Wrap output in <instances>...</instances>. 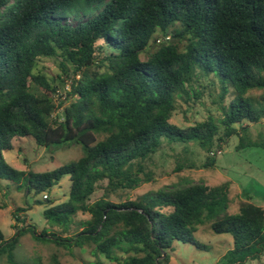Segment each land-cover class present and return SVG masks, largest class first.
<instances>
[{
	"label": "trees",
	"instance_id": "trees-1",
	"mask_svg": "<svg viewBox=\"0 0 264 264\" xmlns=\"http://www.w3.org/2000/svg\"><path fill=\"white\" fill-rule=\"evenodd\" d=\"M152 43L156 50L148 52ZM41 59L58 61L52 81L35 73ZM197 71L216 78L220 101L229 89L234 97L220 107L218 122L208 117L181 129L170 123L176 98L190 99L186 88ZM263 89L264 0H0V182L26 197L47 193L33 205L44 204L47 227L58 230L38 234L18 208L13 236L6 240L0 230V257L21 264L14 251L29 235L69 251L92 247L115 264H170L174 242L205 249L193 235L207 221L213 233L232 238L224 261L259 262L264 208L246 198L228 214L229 183H178L118 203L110 197L155 182L149 164L161 139L185 151L197 146L207 154L203 169L232 137L239 138L236 150L253 146L249 125L264 118V105L247 94ZM15 138L42 148L74 144L82 157L43 173L16 170L4 157ZM192 168L178 164L173 173ZM64 177L68 199L55 205L48 195Z\"/></svg>",
	"mask_w": 264,
	"mask_h": 264
},
{
	"label": "rangeland",
	"instance_id": "rangeland-1",
	"mask_svg": "<svg viewBox=\"0 0 264 264\" xmlns=\"http://www.w3.org/2000/svg\"><path fill=\"white\" fill-rule=\"evenodd\" d=\"M154 38L157 43H162L164 40L161 34L155 35ZM168 38L171 40V36L168 35ZM154 50H156V44L152 43L148 52ZM141 59L146 61L147 55H142ZM35 73H41L52 81L60 74L58 61L55 59L39 60ZM196 75L198 78H194L191 86L186 88L190 99L186 101L185 96L176 98L175 110L170 123L181 129L193 127L196 123L206 121L208 117H213L218 122L222 118L220 107L227 106L234 97V93L229 89L225 99L220 101L218 99L220 86L216 78L201 77L198 71ZM194 92L200 93V96L195 97ZM247 97L264 105V89L250 91ZM63 99H65L64 95L61 101ZM58 103L59 100L56 98V104ZM61 113L62 108H59L56 114L61 115ZM249 127L246 142L253 146L236 150L239 138L237 136L230 138L225 145H221V154L216 155L215 165L208 169L201 167L206 161L207 154L194 144L187 147L185 151L183 146L170 145L167 140L161 139L160 148L149 164V169L155 176V182L143 185L127 194L111 196L110 200L118 203L124 201L126 196L135 200L178 183L182 185L203 183L210 187L229 183L228 214H237L238 203L246 198H249L254 205L264 207V118L258 124H252ZM4 157L8 164L16 170L43 173L79 160L82 157V149L74 144L42 148L38 147L32 138H15L13 149L4 152ZM178 164L192 165L193 168L183 170L181 173H173ZM69 191V178L64 177L52 188L48 197L57 205L67 201ZM44 195L47 193L35 198L32 195L26 197L24 189L18 190L12 183L0 182V230L6 240L14 234L12 226L15 222L12 215L18 208L26 210L20 216H25L27 224L36 226L38 234L43 230L58 233L57 229L47 227L43 219L45 205H33L34 200L45 199ZM101 195L102 192L98 191L92 200ZM87 218V216L79 215L78 221H84ZM73 229L77 232L81 230V228ZM193 237L205 249L174 242L169 252L170 264H231L223 260V257L233 248L232 238L229 235L213 233L211 223L204 221L197 227V232ZM14 255L16 261L21 264H33L36 257L41 259L42 264H93L97 261L102 264H115L105 260L102 256L95 257L92 247L69 251L53 244L36 243L29 235L20 239ZM0 264H7L5 257H0ZM243 264H264V255L259 262L248 260Z\"/></svg>",
	"mask_w": 264,
	"mask_h": 264
},
{
	"label": "built area",
	"instance_id": "built-area-1",
	"mask_svg": "<svg viewBox=\"0 0 264 264\" xmlns=\"http://www.w3.org/2000/svg\"><path fill=\"white\" fill-rule=\"evenodd\" d=\"M220 154H221V151L216 152V155H220ZM211 155L213 156L214 154L212 153Z\"/></svg>",
	"mask_w": 264,
	"mask_h": 264
},
{
	"label": "crops",
	"instance_id": "crops-1",
	"mask_svg": "<svg viewBox=\"0 0 264 264\" xmlns=\"http://www.w3.org/2000/svg\"><path fill=\"white\" fill-rule=\"evenodd\" d=\"M262 208H264V207H262Z\"/></svg>",
	"mask_w": 264,
	"mask_h": 264
}]
</instances>
